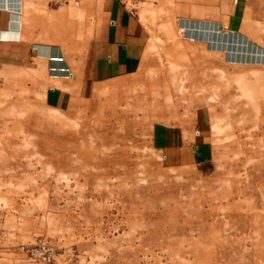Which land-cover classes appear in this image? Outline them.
<instances>
[{
	"label": "rangeland",
	"instance_id": "rangeland-1",
	"mask_svg": "<svg viewBox=\"0 0 264 264\" xmlns=\"http://www.w3.org/2000/svg\"><path fill=\"white\" fill-rule=\"evenodd\" d=\"M80 1L85 15L70 14L58 33L70 53L82 52L97 16V0ZM123 1L149 33L133 72L57 107L46 63L0 65V264H33L19 244L40 234L59 248L57 264H264L260 28L215 48L180 29L190 16L176 0ZM215 12L194 7L192 16L218 20ZM227 108L203 134L205 157L165 158L168 132L192 141Z\"/></svg>",
	"mask_w": 264,
	"mask_h": 264
},
{
	"label": "crops",
	"instance_id": "crops-1",
	"mask_svg": "<svg viewBox=\"0 0 264 264\" xmlns=\"http://www.w3.org/2000/svg\"><path fill=\"white\" fill-rule=\"evenodd\" d=\"M97 1V16L88 41L81 53H70L58 33L68 31L70 14L85 15V6L49 0L52 21L46 29L42 26L41 14L37 13L43 7L41 0H0V65H25L35 60L46 63L49 80L53 83L50 90H46V96L57 107H64L78 96L79 88L82 94L88 95L103 84L102 81L133 72L149 38L145 25L123 0ZM176 3L181 15L190 16L180 18V29H187L195 37L207 38L210 47H231L247 25L253 33L255 27L260 28L264 44V0H176ZM194 7L216 8L219 21L192 16ZM78 65L79 78L73 69ZM70 70L73 76L68 74ZM217 106L211 104L209 109L215 110ZM227 115L228 108L226 112L218 109L207 116L192 141L180 139L174 131L168 132L166 135L171 140L166 146L165 158L178 164L200 161L210 148L203 134H209L207 129L213 121Z\"/></svg>",
	"mask_w": 264,
	"mask_h": 264
},
{
	"label": "built area",
	"instance_id": "built-area-1",
	"mask_svg": "<svg viewBox=\"0 0 264 264\" xmlns=\"http://www.w3.org/2000/svg\"><path fill=\"white\" fill-rule=\"evenodd\" d=\"M51 1H55L60 4L69 3V0ZM3 83L4 75L0 71V86H2ZM19 247L33 264H57V257L60 253L59 248L56 246L54 241L46 235L40 234L33 241L21 242Z\"/></svg>",
	"mask_w": 264,
	"mask_h": 264
},
{
	"label": "bare ground",
	"instance_id": "bare-ground-1",
	"mask_svg": "<svg viewBox=\"0 0 264 264\" xmlns=\"http://www.w3.org/2000/svg\"><path fill=\"white\" fill-rule=\"evenodd\" d=\"M78 1H79V0H78ZM78 1H77V0H75V1H74V2H75V4H78V3H79ZM256 71L258 72V74H260V73H259V72H260V70H258V69H257ZM221 73H222V74H224V75L226 74V73H225V71H222ZM70 74H71V75H73V74H74V72H73V71H71V73H70ZM241 87H242V88H245V85H241Z\"/></svg>",
	"mask_w": 264,
	"mask_h": 264
}]
</instances>
